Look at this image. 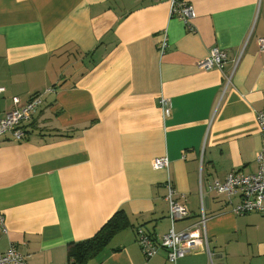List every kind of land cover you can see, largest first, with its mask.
Returning a JSON list of instances; mask_svg holds the SVG:
<instances>
[{"label": "crops", "instance_id": "obj_1", "mask_svg": "<svg viewBox=\"0 0 264 264\" xmlns=\"http://www.w3.org/2000/svg\"><path fill=\"white\" fill-rule=\"evenodd\" d=\"M188 2L187 24L171 0H0V117L15 98L44 100L25 139L0 137V253L14 243L30 264H67L69 244L124 211L129 225L89 264H146L137 229L170 231V177L189 210L175 230L195 228L204 205L207 243L150 264H210L207 249L216 264H264V215L210 190L258 171L264 0ZM213 47L222 69L198 63ZM162 155L168 170L154 165Z\"/></svg>", "mask_w": 264, "mask_h": 264}, {"label": "built area", "instance_id": "obj_2", "mask_svg": "<svg viewBox=\"0 0 264 264\" xmlns=\"http://www.w3.org/2000/svg\"><path fill=\"white\" fill-rule=\"evenodd\" d=\"M172 15L178 16L187 24L195 16L194 6L188 0H171ZM191 30L194 28L189 25ZM260 51L264 52V37L258 39ZM169 46L168 39L161 42L160 50L165 52ZM227 60L226 52L220 47H213L208 56L198 63L204 69L224 68ZM234 70L227 76L228 83L231 81ZM52 90V89H49ZM4 88H0V92ZM42 93L34 94L29 101L22 104L19 98H15V106L7 111L3 117H0V137L12 134L17 140H23L26 137V124L32 119L34 113L43 104ZM161 103L166 115L171 114V101L163 97ZM261 134L262 146L256 156L258 171L254 174H245L241 171L230 172L223 181L217 180L211 186L210 190L219 195H227L230 199L234 196L241 198L240 202L234 207L238 214L248 212H259L264 215V110L257 113ZM154 165L159 170H168L170 159L167 155L157 156ZM168 188L167 199L170 203V218L172 227L170 231L161 238L156 239L144 228L137 229L138 242L147 259L146 264L156 256L160 250H166L169 261L176 263L177 260L193 251L200 250L204 243H207V236L202 234V228H206L207 215L205 207H202V214L195 228L185 229L177 232L174 228L176 221L188 216L189 210L186 205V196L179 193L169 177L165 182ZM4 216L0 213V227L7 231L4 223ZM207 246V244H206ZM210 264H216L214 257L209 249ZM0 264H30L28 256L20 251L18 245L11 244L9 248L0 253ZM67 264H72L67 262Z\"/></svg>", "mask_w": 264, "mask_h": 264}, {"label": "trees", "instance_id": "obj_3", "mask_svg": "<svg viewBox=\"0 0 264 264\" xmlns=\"http://www.w3.org/2000/svg\"><path fill=\"white\" fill-rule=\"evenodd\" d=\"M129 223V218L124 211L117 212L94 237L69 244L68 262L71 263L72 261V264H89L90 261L100 256L113 236L125 229Z\"/></svg>", "mask_w": 264, "mask_h": 264}]
</instances>
